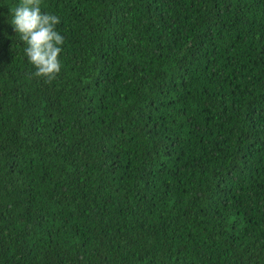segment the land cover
I'll return each instance as SVG.
<instances>
[{
	"label": "trees",
	"instance_id": "16d2710c",
	"mask_svg": "<svg viewBox=\"0 0 264 264\" xmlns=\"http://www.w3.org/2000/svg\"><path fill=\"white\" fill-rule=\"evenodd\" d=\"M0 0V264H264V0H41L35 77Z\"/></svg>",
	"mask_w": 264,
	"mask_h": 264
},
{
	"label": "clouds",
	"instance_id": "9594fccd",
	"mask_svg": "<svg viewBox=\"0 0 264 264\" xmlns=\"http://www.w3.org/2000/svg\"><path fill=\"white\" fill-rule=\"evenodd\" d=\"M10 12V24L26 45L24 54L35 68L33 75L49 82L55 79L61 70L59 54L63 37L56 30L60 18L42 12L41 0H19Z\"/></svg>",
	"mask_w": 264,
	"mask_h": 264
}]
</instances>
